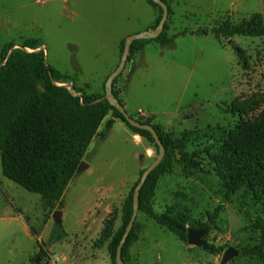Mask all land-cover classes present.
<instances>
[{
	"label": "rangeland",
	"instance_id": "rangeland-1",
	"mask_svg": "<svg viewBox=\"0 0 264 264\" xmlns=\"http://www.w3.org/2000/svg\"><path fill=\"white\" fill-rule=\"evenodd\" d=\"M166 2L172 13L167 37L226 22L264 25V0ZM158 15L148 0H0V54L9 42L21 49L26 39L38 40L49 67L73 77L87 94L104 95V83L120 63V41L153 31ZM233 45L246 51L249 70ZM113 87L131 118L159 125L175 140L190 134L186 152L194 164L175 150L173 168L160 178L153 205L189 230H207V248H198L139 214L143 233L132 247L137 258L127 264H264L243 253L260 243L255 225L264 218V183L254 190L244 187L227 201L215 162L230 140L243 138L241 125L264 121V38L210 34L181 36L172 48L152 43L129 55ZM111 119L112 112L87 150L88 167L76 174L63 197L61 226L53 220L59 210L3 175L0 157V264H113L107 245L97 243L107 223H114L115 232L120 228L124 202L158 152L142 138L136 145L120 120L101 140ZM52 233L64 239L51 242ZM209 246L218 254H210ZM229 249L238 255L223 263Z\"/></svg>",
	"mask_w": 264,
	"mask_h": 264
},
{
	"label": "trees",
	"instance_id": "trees-1",
	"mask_svg": "<svg viewBox=\"0 0 264 264\" xmlns=\"http://www.w3.org/2000/svg\"><path fill=\"white\" fill-rule=\"evenodd\" d=\"M162 1L167 4L171 16L170 6L166 0ZM148 4L159 10L153 28L155 30L163 17V10L152 0H148ZM164 32L156 39L135 41L130 55L134 51H144L152 43L163 48H172L177 38L188 35L206 37L212 34L217 39L264 38V25L259 23L232 26L226 22L219 28L183 31L171 37H167ZM125 42L126 38L120 43V61ZM16 47L15 43L9 42L3 45L0 54V157L3 175L8 180L28 192L40 195L52 210L61 211L64 208L63 197L110 112L113 119L107 121L105 133L100 136L101 140L112 130L115 121L120 120L133 134L150 142L159 152L151 133L131 127L123 115L106 100L105 94H87L75 85L73 77L61 75L49 67L45 52L39 50L40 41L26 39L20 46L21 49ZM28 49L32 52H28ZM233 50L245 70H249L250 61L246 51L236 45H233ZM107 79L104 83L105 91ZM113 92L118 98L114 87ZM139 122L152 125L165 148L163 161L150 174L140 192L139 214L146 215L156 225L174 234L179 241L187 243L189 229L184 222L168 212L157 213L153 202L160 178L173 168L175 150H178L182 161L194 164L191 155L186 152V138L190 134L185 133L181 139L175 140L159 125H153L149 121ZM239 132L243 138L230 140L225 152L215 161L217 174L226 189L227 201L244 187L254 190L255 185L264 183V121L241 125ZM143 173L144 171L141 177ZM137 184L124 202L120 228L115 232L114 223H107L97 243L98 247L107 245L113 264H117L118 247L133 215V198ZM221 210L219 207L211 216L212 222L218 218ZM255 226L261 232L260 243L243 253L257 256L264 263V218ZM202 227L208 228L207 225ZM138 234L136 222L123 248L125 264L131 245L139 238ZM63 239L62 236L57 238L54 233L50 236L51 242H60ZM207 250L212 255L219 252L213 246H209ZM41 254L46 256L47 253L42 249Z\"/></svg>",
	"mask_w": 264,
	"mask_h": 264
},
{
	"label": "water",
	"instance_id": "water-1",
	"mask_svg": "<svg viewBox=\"0 0 264 264\" xmlns=\"http://www.w3.org/2000/svg\"><path fill=\"white\" fill-rule=\"evenodd\" d=\"M152 1L155 4H157L158 6H160L163 10V17H162L158 27L153 31H147V32L131 35V36L126 38L124 53H123V56L121 58V61L118 65V67L116 68V70L108 77L106 85H105V88H106L105 98H106V100L123 115L125 121L131 127H134L136 129L147 131V132L151 133V135L153 136V138H154V140L158 146V149H159L157 159L149 166V168H147L144 171L139 183L137 184V186L135 188L134 198H133V206H134L133 215H132L131 221H130V223H129V225H128V227H127V229H126V231H125V233L121 239L119 247H118L117 257H116V263L117 264H125L123 257H122V252H123L124 245L127 242V239L130 236V234H131V232H132V230L136 224L138 215H139L140 192H141L143 186L145 185L150 174L161 164V162L163 161V159L165 157V148L163 146V143H162L157 131L154 129V127L152 125L143 124V123L131 118L130 115L127 113L126 109L124 108V106L120 103L119 99L115 97L114 92H113L114 82L123 73L125 66L128 62V58L130 55V50H131L132 44L137 40L156 39V38L160 37L164 32L165 25H166L168 17H169V8H168L167 4L165 2H163L162 0H152ZM87 167H88L87 164L84 161H82L79 168L77 169L76 174H80L82 172V170L86 169ZM62 216H63V213L61 211H56L53 215V220L58 226H61ZM206 233H207L206 229L189 230L188 234H187V243L191 246L206 249L207 243L204 240ZM237 255H238V253L236 250H234V249L227 250L223 256V263H226V262L232 260ZM35 263H38V259L35 261Z\"/></svg>",
	"mask_w": 264,
	"mask_h": 264
},
{
	"label": "crops",
	"instance_id": "crops-1",
	"mask_svg": "<svg viewBox=\"0 0 264 264\" xmlns=\"http://www.w3.org/2000/svg\"><path fill=\"white\" fill-rule=\"evenodd\" d=\"M156 21H157V17H156V19H155V22L151 24V30L154 28V26H155V24H156ZM127 37H128V36H126L125 38H127ZM125 38H123L122 40H124ZM122 40H121V41H122ZM121 41H120V43H121ZM157 45H158V44H157ZM146 47H147V46H146ZM145 49H146V48H145ZM132 138H133L134 142L136 143V145H140V144H142V143H141V137H140V136L135 135V134H132ZM136 140H137V141H136ZM142 233H143V230L138 234L139 238H138V240H137L135 243H137L138 241H140V238H141ZM135 243H133V244L131 245L130 249H129V253H128L127 260L129 259V260L134 261V260L137 258V254H136V253H133V251H132V247H133V245H134Z\"/></svg>",
	"mask_w": 264,
	"mask_h": 264
},
{
	"label": "built area",
	"instance_id": "built-area-1",
	"mask_svg": "<svg viewBox=\"0 0 264 264\" xmlns=\"http://www.w3.org/2000/svg\"><path fill=\"white\" fill-rule=\"evenodd\" d=\"M64 86V85H63Z\"/></svg>",
	"mask_w": 264,
	"mask_h": 264
}]
</instances>
